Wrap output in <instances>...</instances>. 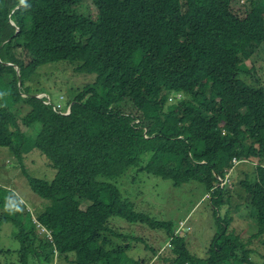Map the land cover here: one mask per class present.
<instances>
[{"label": "trees", "instance_id": "16d2710c", "mask_svg": "<svg viewBox=\"0 0 264 264\" xmlns=\"http://www.w3.org/2000/svg\"><path fill=\"white\" fill-rule=\"evenodd\" d=\"M256 53L264 56V0H0V147L20 161L38 150L57 170L51 181L28 175L42 209L29 211L15 193L6 201L0 231L12 224L19 245L0 244V264H130L129 237L113 217L166 230L172 264H264L252 248L259 240L264 250V86L247 81L254 66L242 68ZM61 61L95 76L65 109L32 84ZM235 159L254 166L238 182L258 229L250 238L231 227L233 173L232 187L219 186ZM138 168L212 192L207 257L188 250L172 221L123 196L117 183Z\"/></svg>", "mask_w": 264, "mask_h": 264}, {"label": "rangeland", "instance_id": "374dc122", "mask_svg": "<svg viewBox=\"0 0 264 264\" xmlns=\"http://www.w3.org/2000/svg\"><path fill=\"white\" fill-rule=\"evenodd\" d=\"M77 10L78 13H86L88 9L86 6H78ZM252 66L255 69L247 81L255 86L260 84L264 86V56L256 53L249 60L242 61V68L245 71ZM94 80V75L78 71L75 64L61 61L42 66L33 76L32 84L39 88L53 105L65 109L80 89ZM0 95L1 99H6L4 90H1ZM40 127L41 125L37 123L26 132V145L33 146V142L35 145L34 139ZM25 153L20 161L8 147H0V211L4 210L6 201L8 202L14 193L20 196L21 202L28 204L29 211L42 209L47 204L30 190L28 175L51 181L57 170L40 151L29 148ZM253 167L247 162L240 163L234 167L235 171L232 174L234 184L237 185L233 186L234 184L231 183V187L233 186L230 192L232 208L229 217L235 235L244 238H250L258 231L254 221L247 218L248 209L244 203L246 201L241 200L246 193L238 184L245 178L247 172L252 171ZM117 185L121 188L123 196L133 201L138 212L148 213L159 220L172 221L177 236L184 238L187 234L185 244L188 250L198 257H207L209 244L217 232L210 199H204L206 193L212 194L211 191H206L204 186L195 181L175 186L172 181L154 176L147 171L139 172V168L130 170ZM238 204H240V212L236 210ZM239 215H242L243 219ZM221 216L224 217L223 211ZM111 221L118 233L129 237V240H125L123 244L131 245V250L127 253L133 260L130 264H137V261H143V264H172L177 258L166 230L152 229L141 223H130L119 217H113ZM16 231L12 224H4L0 231L1 246H15L14 249H17L19 243L13 239V233ZM47 231L45 237L53 238L51 231ZM258 244L259 240H254L252 243V248H259V253L253 255V259L262 263L260 253L263 254L264 250L258 247ZM54 264L72 263L56 257Z\"/></svg>", "mask_w": 264, "mask_h": 264}, {"label": "built area", "instance_id": "2783aa9c", "mask_svg": "<svg viewBox=\"0 0 264 264\" xmlns=\"http://www.w3.org/2000/svg\"><path fill=\"white\" fill-rule=\"evenodd\" d=\"M243 162H246L245 160H241V161H238V160H234L233 163H234V166H236L237 164H240V163H243ZM233 169L234 167L231 168V170L229 171V173L226 175V177L224 179H221L220 178V184L219 186L222 188V187H225L226 185H229L231 183V174L233 172ZM43 233H47L48 231L43 229L42 230ZM51 239V238H50Z\"/></svg>", "mask_w": 264, "mask_h": 264}, {"label": "bare ground", "instance_id": "6f19581e", "mask_svg": "<svg viewBox=\"0 0 264 264\" xmlns=\"http://www.w3.org/2000/svg\"><path fill=\"white\" fill-rule=\"evenodd\" d=\"M27 95L24 94V97H26ZM36 97L45 100L47 103H49L50 100H48V98H46L44 95L41 94H35ZM66 114V113H65Z\"/></svg>", "mask_w": 264, "mask_h": 264}, {"label": "clouds", "instance_id": "9594fccd", "mask_svg": "<svg viewBox=\"0 0 264 264\" xmlns=\"http://www.w3.org/2000/svg\"><path fill=\"white\" fill-rule=\"evenodd\" d=\"M233 167H235V166L233 165ZM230 170H231V169H230ZM230 170H229V171H230ZM229 171H228V173H229ZM234 171H235V169H233V172H232V173H234ZM228 173H227V174H228ZM230 184H231V183H230ZM230 184H229V185H230ZM21 201H22V200H21Z\"/></svg>", "mask_w": 264, "mask_h": 264}]
</instances>
